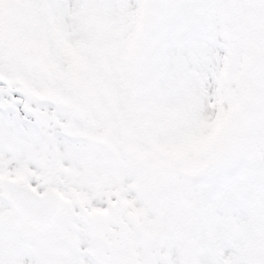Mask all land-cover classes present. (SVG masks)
Returning <instances> with one entry per match:
<instances>
[{"label": "snow or ice", "instance_id": "6c2138e0", "mask_svg": "<svg viewBox=\"0 0 264 264\" xmlns=\"http://www.w3.org/2000/svg\"><path fill=\"white\" fill-rule=\"evenodd\" d=\"M0 264H264V0H0Z\"/></svg>", "mask_w": 264, "mask_h": 264}]
</instances>
